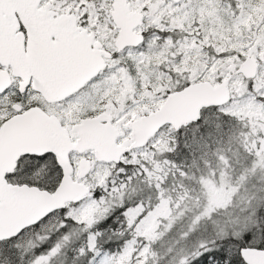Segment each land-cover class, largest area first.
I'll return each mask as SVG.
<instances>
[{
	"label": "snow or ice",
	"instance_id": "6c2138e0",
	"mask_svg": "<svg viewBox=\"0 0 264 264\" xmlns=\"http://www.w3.org/2000/svg\"><path fill=\"white\" fill-rule=\"evenodd\" d=\"M0 264H264V0H0Z\"/></svg>",
	"mask_w": 264,
	"mask_h": 264
}]
</instances>
